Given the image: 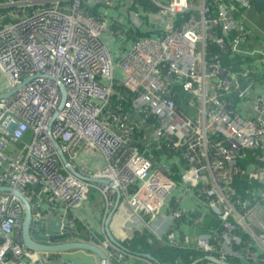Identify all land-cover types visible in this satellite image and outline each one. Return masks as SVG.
<instances>
[{
  "label": "built area",
  "instance_id": "obj_1",
  "mask_svg": "<svg viewBox=\"0 0 264 264\" xmlns=\"http://www.w3.org/2000/svg\"><path fill=\"white\" fill-rule=\"evenodd\" d=\"M99 1L0 0V75L5 79L0 95L15 91L0 99V186L27 196L33 221L71 226L91 189L105 196L110 209L118 194L113 184L137 226L158 234L153 222L169 208L179 185L166 162L157 165L133 143L146 135L145 147L157 144L179 152L186 162L181 171L185 197L196 196L193 188L204 189L205 204L222 229L199 236L196 248L218 255L209 260L227 261L233 243L243 242L237 233L246 225L245 209L259 205L249 207L236 197L232 175L243 150L264 148V82L253 78L255 69L235 71L224 64L226 54L247 53L264 68V51L247 49L253 33L245 12L255 0H151L157 11L147 16L161 33L137 37L118 59L105 36L125 39L126 30L110 31L108 16L84 11L85 3ZM183 93L186 108L178 103ZM252 106L255 118L243 114ZM14 121L18 125L12 131ZM54 141L82 177L62 163ZM94 154L104 160L99 169L88 164L78 169L79 157ZM207 175L215 184L207 185ZM261 179L264 183V170ZM30 186L39 187L38 196ZM24 215L19 198L1 193L0 264H43L39 252L15 236ZM183 216L176 210L170 218ZM255 235L264 245V233ZM106 240L101 246L109 264L131 256ZM53 254L46 253L44 260L56 264ZM237 255L264 264L254 250Z\"/></svg>",
  "mask_w": 264,
  "mask_h": 264
},
{
  "label": "crops",
  "instance_id": "obj_2",
  "mask_svg": "<svg viewBox=\"0 0 264 264\" xmlns=\"http://www.w3.org/2000/svg\"><path fill=\"white\" fill-rule=\"evenodd\" d=\"M119 2H121V0ZM149 3L151 4L150 0ZM262 3L264 6V0H262ZM144 4L145 3L142 1L137 2L135 0H124L119 3V5H123L126 8L125 12L128 15L125 16L128 19L131 18L132 20V24L130 26H128L130 24L129 21L126 22L125 25H122L116 21L115 15L117 14V12L112 11L105 13L104 10L101 9V7L104 6L96 5L99 10L98 14L106 15L110 18V31L113 29L126 30L125 39H113L110 37V33H107L105 36L114 59H118L120 56H123L129 49L132 42H134L133 37L135 35H132V30H136L135 28H137L138 30H143V32L146 33L150 32L151 36H157L161 33L160 27L154 21V19L152 20L151 18H148V21H145L143 19L145 15L144 11L150 8V6L147 7ZM130 13L132 14L130 15ZM245 13L247 16L246 26L253 33V36L250 38V41L247 45V49L264 51V21L261 20V13H264V7L262 9L259 6L257 0H255L254 6L246 10ZM238 57L241 58V69L233 70L242 71L246 67L255 69L257 71V74L253 78H255V80L258 82H264V68L261 67L260 63H258L254 58L250 57L247 53L238 55ZM3 79L4 77L0 75V82ZM1 84L2 83H0V85ZM243 114L255 118L257 116V111L252 106L246 108ZM261 149L264 150V148ZM163 162H166L168 164L171 171H173V169L177 167L179 169L180 175L181 171L186 168L185 163H183L184 161L179 158L178 155L176 157L160 158L156 164L160 165ZM87 164L91 170L96 171L104 164V160L99 154H94L87 157L82 156L77 159L78 169H80L81 167H85ZM237 165L239 171L241 172V174H243V179H246V181H248L251 186L255 187L254 189L257 194L254 193L253 200L255 201L252 202L251 207L253 208L254 205L259 204L257 208L252 211L250 210L251 208L245 209L246 225H243L242 227L246 231V233L253 235L255 238L253 239V250L258 254V256L261 255L262 257H264V245H262L257 240L255 235L264 233V183L261 179V170H264V167L256 164L254 160H243V163H239L238 159ZM235 176L236 175L234 174L232 175L233 182ZM206 178L208 181V186L215 184L210 175H207ZM174 180L176 181L175 178ZM176 182L178 183L179 188L174 192V196L169 201V208L162 209L161 214L153 222L154 225L157 226V230H159L158 234L153 232L149 228H139L137 226L135 220L133 219L130 206L127 204L124 197H120L119 194H116L112 206L107 210L105 196L96 189L94 190L95 192H91L86 204H84L77 210V213L79 214V221H81V223L83 222L82 224H84L89 229V231L97 233L104 240L109 238L110 233V235H112L121 244L123 243L124 239L134 234L136 230L147 229L153 235L160 238H163V236L165 235L168 236L169 233H173L172 239L181 241L171 242L174 243L175 246L196 248V240L199 236L216 235L215 229L211 226L213 223V214L205 204L206 201L202 192H199L201 188H193L191 191V193H195L196 196H199L198 201L195 195H193L192 198H188L183 195V190L187 188V185L183 183L181 179L177 180ZM176 210L184 212V216L182 217V219H177L176 221H174L172 218H170V215L173 211ZM109 217L110 220H108ZM145 218L146 220H150L149 215H146ZM17 233L18 231L15 233L16 238ZM70 240L87 241L79 236L71 238ZM101 245H103V243H101ZM53 256L57 260L56 264H62L63 262H66L68 260L74 261L75 264H101L100 259L96 255L90 254L85 251H72L67 253L53 254ZM111 261L113 262V264H147L146 261H138L131 256H127L126 259H123L121 261L118 259H111ZM51 262L52 264H55L53 260H51ZM196 262L198 263L199 261Z\"/></svg>",
  "mask_w": 264,
  "mask_h": 264
},
{
  "label": "trees",
  "instance_id": "obj_3",
  "mask_svg": "<svg viewBox=\"0 0 264 264\" xmlns=\"http://www.w3.org/2000/svg\"><path fill=\"white\" fill-rule=\"evenodd\" d=\"M144 2L145 6H150L149 9H146L144 11L145 15L143 19L145 21H148V14L150 12H155V7L149 3V0H140ZM84 11L87 14H94L99 15L98 7L91 6L90 3L84 4ZM147 13V14H146ZM132 30V35H135L133 37V40H135L137 37L142 36H149L151 33L143 32V30ZM224 64L228 68L232 69H241V58L238 56H232L230 54H226L224 58ZM187 95L186 94H179L178 95V103H182L184 108L187 107ZM118 98L114 99V102L112 104L111 109H113L114 105L116 104ZM126 111L129 112V107L126 106ZM147 139L146 135H143V138L139 140L137 137H135L133 143L138 146L142 152H144L147 156H150L153 158L155 163L158 162L160 158L163 157H176L179 152H174L171 150H167L164 147H158L157 144L153 145L151 149H148L145 147L144 140ZM264 150L259 149H247L243 150L241 153V156L238 158L239 163H243L244 161L254 160L256 164L261 165L264 167ZM186 164V162H183ZM187 167V165H185ZM186 169V168H185ZM175 174H174V173ZM172 176L177 180L181 179V175L179 172V169L175 167L172 171ZM233 174L236 175L234 182L232 183V187L234 190H236V196L240 197L246 201L249 202V207L252 206V202L254 198L255 187L251 186L246 179H243V174L237 169L233 171ZM207 188V186H206ZM29 191L32 195L38 196L39 195V187L38 186H30ZM199 192L204 193V189H200ZM1 195V193H0ZM204 195V194H203ZM60 213V212H59ZM61 214V213H60ZM56 215H59L58 213ZM213 216V223L212 228L215 229L216 234H220V231L222 229V221L216 218L215 215ZM72 222H70L71 227L76 229V232L74 233V237L79 236L84 238L87 241L93 242L95 244L101 245L105 240L98 235L97 233H94L92 231H89V229L81 223V221L77 219H71ZM243 242H234L232 245V252L227 255V261L230 264H253L251 260H248L246 258H241L237 255V253H241V251H244L245 249H251L253 250V237L251 234L246 233V231L243 229V227H240V231L237 233ZM171 242H181L177 239H167V236H163V238L156 237L153 235L149 230L147 229H141L136 230L134 234L131 236H128V238L123 240V243L121 244L123 249L127 251L132 257H134L138 261H150L154 264L156 262L151 259H146V257L143 256V254H150L153 258H155L157 261H159L162 264H176V263H182V264H193L196 261H199L197 264H212L213 262L208 259L209 255L218 256L216 253H208L198 248H188V247H178L175 246L174 243ZM261 258V257H260ZM259 264H263L260 262Z\"/></svg>",
  "mask_w": 264,
  "mask_h": 264
},
{
  "label": "water",
  "instance_id": "obj_4",
  "mask_svg": "<svg viewBox=\"0 0 264 264\" xmlns=\"http://www.w3.org/2000/svg\"><path fill=\"white\" fill-rule=\"evenodd\" d=\"M259 6L263 9L262 0H257ZM63 89V102L66 99V93ZM15 91H12L7 94L0 95L1 98L8 97L12 95ZM18 122L14 121L13 125L11 126V130L14 131L17 127ZM56 148L58 150L59 156L61 158L62 163L67 167V169L78 177H82V175L74 168L72 163L68 160L66 154L61 149V146L57 141H54ZM97 182H101L104 184H111L110 180H100L97 179ZM112 187L120 194L119 188L112 184ZM0 193H9L13 194L17 198H19L22 203L25 205V215L23 218V223L18 230L17 233V240L23 244L26 248L35 250L39 252L43 264H49L44 260V255L46 253H67L72 251H85L90 254L96 255L101 264H109V258L106 251L100 247L99 245L92 243L90 241H73L68 240L73 238L76 232V229L69 226L64 225L59 221H33V209L31 201L27 198V196L18 188H15L10 185H2L0 186ZM110 220V217L108 218ZM109 238L111 241L122 247L121 243H119L112 235L109 233ZM144 257L154 260L156 264H162L157 261L155 258L152 257L150 254H143ZM217 264H230L227 261H222L217 258H212ZM194 262L193 264H196Z\"/></svg>",
  "mask_w": 264,
  "mask_h": 264
},
{
  "label": "rangeland",
  "instance_id": "obj_5",
  "mask_svg": "<svg viewBox=\"0 0 264 264\" xmlns=\"http://www.w3.org/2000/svg\"><path fill=\"white\" fill-rule=\"evenodd\" d=\"M119 1L120 0H100L99 2L96 3V5L104 6V7H101V9L104 10L105 13L112 12V11L117 12V14L115 15L116 21L119 22L122 25H125V23L129 21L130 24L128 26H130L132 24V22H131L132 20H131V18L128 19L126 17L128 14H126V12H125V10H126L125 6L119 5V3H121L124 0H121V2H119ZM130 1H132V0H130ZM135 1L140 2V0H135ZM156 11H157V9L155 8V12ZM131 14L132 13H130V15ZM152 14H154V13H152ZM261 20L264 21V13H261ZM263 27H264V24H263ZM0 83H2L0 85V88H5L4 79ZM242 103H243V101L240 100L238 102V105H241ZM94 190L95 189H91L90 190L89 197H90L91 192H95ZM172 238H173V233H169L168 236H167V239L170 240ZM111 264H113L112 261H111Z\"/></svg>",
  "mask_w": 264,
  "mask_h": 264
},
{
  "label": "clouds",
  "instance_id": "obj_6",
  "mask_svg": "<svg viewBox=\"0 0 264 264\" xmlns=\"http://www.w3.org/2000/svg\"><path fill=\"white\" fill-rule=\"evenodd\" d=\"M74 238V237H73ZM68 240H70V239H68ZM108 240L111 242V243H113L112 241H111V239L110 238H108ZM93 243V242H92ZM114 244V243H113ZM98 245V244H97ZM116 245V244H115ZM100 247H102L101 245H99ZM118 246V245H117ZM103 248V247H102ZM123 248V247H122ZM104 249V248H103ZM55 254H60V253H55ZM214 262V261H213ZM228 262V261H227Z\"/></svg>",
  "mask_w": 264,
  "mask_h": 264
}]
</instances>
